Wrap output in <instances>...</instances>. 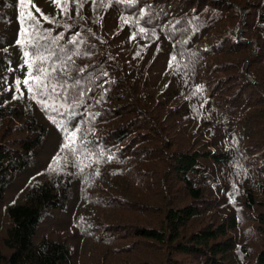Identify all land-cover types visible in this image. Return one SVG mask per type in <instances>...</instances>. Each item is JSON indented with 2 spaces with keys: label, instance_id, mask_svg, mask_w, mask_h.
I'll return each instance as SVG.
<instances>
[{
  "label": "trees",
  "instance_id": "16d2710c",
  "mask_svg": "<svg viewBox=\"0 0 264 264\" xmlns=\"http://www.w3.org/2000/svg\"><path fill=\"white\" fill-rule=\"evenodd\" d=\"M0 21V264H264V0H0Z\"/></svg>",
  "mask_w": 264,
  "mask_h": 264
},
{
  "label": "rangeland",
  "instance_id": "374dc122",
  "mask_svg": "<svg viewBox=\"0 0 264 264\" xmlns=\"http://www.w3.org/2000/svg\"><path fill=\"white\" fill-rule=\"evenodd\" d=\"M243 14L245 15V14H247V15H249V14H254V10L252 9V8H247V9H245V10H243ZM244 19H245V17H243V18H241V20H240V23H243L242 25H241V28H240V31L241 32H245L246 31V29L248 28V26L246 25V23H245V21H244ZM244 21V22H243ZM3 25H6V23H5V21H0V27L1 26H3ZM240 32V33H241ZM239 33V34H240ZM239 34L237 35V34H235V36L236 37H239V40H241V41H244L243 39H242V37H241V34H240V36H239ZM248 43V42H247ZM253 47H255V46H253ZM53 139H48V141H47V146L45 147V149L43 150V152L41 153V156H40V158L38 159V163H39V165L40 166H43L46 162H47V160L49 159V157L52 155V153L54 152V150H53ZM28 178H29V176H28V174L25 176H23V178H21L20 179V181L17 183V186H16V188H14V190L13 191H10V196L8 197V200H7V202L8 203H12V202H14V200H16L20 195H21V193H22V187H24V185L27 183V180H28ZM62 216H60V218H61ZM207 222H209V221H207V220H205V222L204 221H202V224L204 225H206V223ZM247 225H251V223L250 222H247ZM44 228H46L45 226H43V228H42V230L44 229ZM58 229L57 228H54V226H52L51 225V223L47 226V228H46V230H45V234L46 235H48V236H51L52 234H58V231H57ZM264 244V243H263ZM120 256H123V255H118L116 258H119ZM155 256H157V254H153L152 255V258L154 259V257ZM115 258V259H116ZM175 258H177V259H179V260H183V261H185V257L184 256H179V255H175ZM162 259V257H157V259L156 260H161Z\"/></svg>",
  "mask_w": 264,
  "mask_h": 264
},
{
  "label": "snow or ice",
  "instance_id": "6c2138e0",
  "mask_svg": "<svg viewBox=\"0 0 264 264\" xmlns=\"http://www.w3.org/2000/svg\"><path fill=\"white\" fill-rule=\"evenodd\" d=\"M25 55H27V53H25ZM30 75H31V74H30ZM24 83H25V84H27V83H28V81H27V80H25V81H24ZM29 90L31 91V88H30Z\"/></svg>",
  "mask_w": 264,
  "mask_h": 264
}]
</instances>
